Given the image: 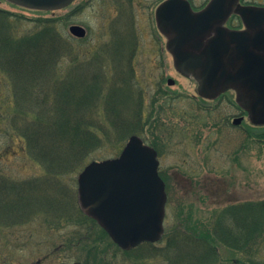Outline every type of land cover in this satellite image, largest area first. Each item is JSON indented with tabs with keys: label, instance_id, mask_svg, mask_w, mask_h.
Returning <instances> with one entry per match:
<instances>
[{
	"label": "rangeland",
	"instance_id": "1",
	"mask_svg": "<svg viewBox=\"0 0 264 264\" xmlns=\"http://www.w3.org/2000/svg\"><path fill=\"white\" fill-rule=\"evenodd\" d=\"M163 1L132 0L120 7L121 0H75L64 9L35 11L0 0V10L6 13L7 21L0 34L13 39L37 32L41 19H56V29L69 46L56 66L60 75L83 62L93 63L101 75L114 83L128 76L135 90L125 84L118 91L128 101L123 110L129 108L130 94L134 99L137 92L144 133L136 135L160 150L158 173L167 195L164 233L154 243L160 251L153 254L115 252L107 240L94 243L93 235L87 238L88 230L74 232L75 224L51 223L46 213L55 209L53 206H69L62 209L67 213L80 210L76 176L84 167L92 161L118 157L131 135L119 148L104 144L85 163L72 165L59 176L48 173L41 161L28 155V144L19 136L20 131L37 123L36 117L16 116L13 110L8 111L13 85L0 68V178L5 184L39 188L35 194L37 214L29 222L12 224L11 215L3 206L0 208V264H84L96 261V256L104 264H172L171 259H178L180 253L165 252L169 247L174 249L169 242L176 234H203L223 208L264 201V139L258 138L264 127L256 129L245 121L240 127L224 128L225 116L234 112L233 101L203 102L192 97L195 85L175 70L165 48L166 40L155 22V9ZM188 1L197 11L208 0ZM77 24L87 32L84 38L69 33V27ZM0 26L4 27L1 20ZM169 79L173 85L167 84ZM111 86L119 89L115 84ZM202 107L206 112L200 110ZM169 133L172 137H165ZM196 134L199 140H195ZM109 241L113 244L110 238ZM193 241L182 247L181 264H187L185 254L196 253ZM216 245L217 257L212 264H264V231L245 250L232 251L217 242Z\"/></svg>",
	"mask_w": 264,
	"mask_h": 264
},
{
	"label": "trees",
	"instance_id": "2",
	"mask_svg": "<svg viewBox=\"0 0 264 264\" xmlns=\"http://www.w3.org/2000/svg\"><path fill=\"white\" fill-rule=\"evenodd\" d=\"M131 1L121 0L120 7ZM5 15L0 10V20L4 26H0V31L7 24ZM40 22L37 32L21 39L0 34V68L13 85V96L10 97L12 103L7 106L8 111L13 110L16 116L33 114L36 117L37 123L19 132V136L25 138L28 144V155L41 161L48 173L59 176L72 165L85 163L94 152L104 148V144H113L119 148L130 135H141L144 132L137 92L134 91V99L130 94L129 108L123 110L128 101L118 91L125 84L134 89L128 82V76L114 83L109 77L106 79L101 75L93 63L83 62L75 64L76 67L73 65V70L72 66L69 67L64 76L60 75L56 66L69 51V46L64 35L56 29V19L46 18ZM78 72H82L80 77ZM129 76H132L131 71ZM111 84L119 89L112 88ZM258 138L264 139V133H259ZM38 189L5 184L4 178H0V208L3 206L8 211L9 217L11 215L13 218L12 224L27 223L37 214L35 194L39 192ZM60 204L63 205L62 202ZM53 207L55 209L46 213L51 223L63 222L66 226L75 224L74 232L88 230L87 238L91 239L93 235L94 243L105 239L115 252L153 254L160 251L156 245L146 243L124 252L112 244L96 222L79 209L67 213L62 209H68L69 206ZM212 221L210 230L203 234L180 232L172 238L169 246L174 249L169 247L165 253H180L178 259H171L172 264L183 262L182 247L190 246L192 240L191 246L197 249L196 253L185 254L187 264H212V260L217 257L216 242L232 251L245 250L264 231V201L227 206ZM93 228L105 237H100ZM94 260L84 264H104L97 256ZM232 264L240 263L234 261Z\"/></svg>",
	"mask_w": 264,
	"mask_h": 264
},
{
	"label": "water",
	"instance_id": "3",
	"mask_svg": "<svg viewBox=\"0 0 264 264\" xmlns=\"http://www.w3.org/2000/svg\"><path fill=\"white\" fill-rule=\"evenodd\" d=\"M5 1L36 11L60 10L75 0ZM237 2L211 0L194 12L187 0H166L156 9V24L167 37L166 48L180 73L195 75L203 90L207 85L238 87V104L253 123L264 124V8ZM232 11L241 15L252 36L222 26ZM69 33L81 39L87 32L77 24ZM157 172L156 151L132 135L118 157L92 161L76 176L80 210L123 251L156 243L164 233L167 196Z\"/></svg>",
	"mask_w": 264,
	"mask_h": 264
},
{
	"label": "flooded vegetation",
	"instance_id": "4",
	"mask_svg": "<svg viewBox=\"0 0 264 264\" xmlns=\"http://www.w3.org/2000/svg\"><path fill=\"white\" fill-rule=\"evenodd\" d=\"M210 1L211 0H208L207 4ZM237 5H240L241 7L264 8V0H238ZM154 17H155V14H154ZM243 24L244 23H243L241 15L237 14L235 11H232L231 15H229V17L226 19L225 23L222 26H224L230 31L246 32V34H249L250 36H252V34H254L253 30L251 29L248 30V28H246V26ZM160 34L163 35L162 33ZM212 36H214V34H211L210 36H208L206 40H209ZM164 38L167 43V37L165 35H164ZM166 43H165V48H166ZM175 70L178 73H180V71L177 70L176 68ZM186 77L190 79L195 85L194 89L196 90V93L195 95H192L194 99H197V100L200 99L203 102H212V101L221 100V99L233 101L232 102L233 104L231 103V105H233L234 107L233 108L234 112L225 116L223 120V125H222L224 128L225 127L237 128V127H240L245 121L249 124L250 127H253L256 129L264 127V124L253 123L252 121L253 118L249 115L248 111L238 104L237 102V98L239 95L238 87L236 86L234 87V85L228 84V85H222L221 88L215 89L207 85V88H204L203 90L200 88V83L198 82V79L197 77H195V75L190 74V75H187ZM200 110L202 112H206V109H204L203 107L202 109L200 108ZM172 135L173 134L169 133L165 137L171 138ZM196 137H197V140L200 139V136L199 135L197 136V134L196 136L194 135L195 140H196ZM157 147H159V145ZM155 150H156L157 158H158L160 150H157V148H155Z\"/></svg>",
	"mask_w": 264,
	"mask_h": 264
}]
</instances>
